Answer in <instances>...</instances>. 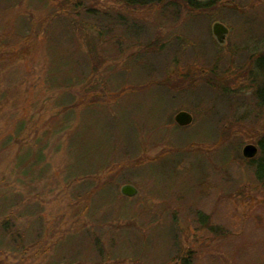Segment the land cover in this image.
Returning a JSON list of instances; mask_svg holds the SVG:
<instances>
[{
    "label": "rangeland",
    "instance_id": "obj_1",
    "mask_svg": "<svg viewBox=\"0 0 264 264\" xmlns=\"http://www.w3.org/2000/svg\"><path fill=\"white\" fill-rule=\"evenodd\" d=\"M45 1L0 0V218L28 233L0 264H98L96 240L99 264H264V190L242 154L264 131V0H97V22L59 15L36 43Z\"/></svg>",
    "mask_w": 264,
    "mask_h": 264
},
{
    "label": "trees",
    "instance_id": "obj_2",
    "mask_svg": "<svg viewBox=\"0 0 264 264\" xmlns=\"http://www.w3.org/2000/svg\"><path fill=\"white\" fill-rule=\"evenodd\" d=\"M45 2L50 3V6L52 4V7H55L54 9L56 10H53L50 16L48 15L42 21L40 20V26H38L37 34L33 38L36 41V43H39L38 38L40 39V37L42 36L43 30L49 25V23L53 19L57 18L59 15L68 18L69 20L67 21H69L71 26H73V24L75 23H78V19H79L78 17L81 15H84L85 18L93 19V22H97L98 19L97 18L98 9H96L97 0H46ZM111 2L120 3L124 7L127 6L134 10L152 9L153 7H155L157 10L160 11L164 10L167 6L175 5L179 7L178 4H182L184 5L185 8L197 12L202 10H207V8H209L208 6L211 4V3H200L196 0H111ZM68 37L70 41L72 34H69ZM6 38L9 37L3 36V39L1 40L4 41L6 40ZM83 130L84 128L82 129V131ZM73 145L75 146L79 145L78 137H77V142L75 140ZM256 146H257V154L254 156V158L250 159L249 162L250 164H253L255 177L264 190V131L258 138ZM97 147L100 148L101 144L96 143L91 145L92 150H96ZM30 151L31 149L25 151L23 155L19 157L23 158L25 156H28ZM7 203H8L7 197H0V207L5 208L7 206ZM15 226L19 228L18 224L16 225V220L10 217L9 215H5L4 218H0V244L6 243L11 247L12 245H15L16 248H20L24 245V241H25L24 239L28 233L26 230L20 232V230H18ZM101 247H102L101 243L96 240V242L94 243V251L97 255L96 257H98V262L96 261L98 264L101 263V261L104 258V253L102 252ZM84 250H85L84 245L79 242V244L76 245L73 248V250L70 251V254L74 253L72 256H70L71 260L77 258L80 255V253L83 252ZM181 254L184 255V257H181V264H189L188 258H192V257L186 256L183 252H181Z\"/></svg>",
    "mask_w": 264,
    "mask_h": 264
},
{
    "label": "water",
    "instance_id": "obj_3",
    "mask_svg": "<svg viewBox=\"0 0 264 264\" xmlns=\"http://www.w3.org/2000/svg\"><path fill=\"white\" fill-rule=\"evenodd\" d=\"M211 32L216 43L219 46H223L225 43V37L228 33V29L221 23L214 22L212 24ZM174 121L179 126H187L191 123L192 116L187 112L180 111L175 115ZM242 154L246 159H252L257 154V148L256 146H253L251 144L246 145L242 150ZM137 192V189L131 184H124L120 188V194L124 197L132 198L137 194Z\"/></svg>",
    "mask_w": 264,
    "mask_h": 264
},
{
    "label": "bare ground",
    "instance_id": "obj_4",
    "mask_svg": "<svg viewBox=\"0 0 264 264\" xmlns=\"http://www.w3.org/2000/svg\"><path fill=\"white\" fill-rule=\"evenodd\" d=\"M247 145H249V144H247ZM251 145H253V144H251ZM245 146H246V145H245ZM245 146H244V147H245ZM253 146H256V144H255V145H253ZM244 147H243V148H244ZM256 148H257V146H256ZM242 150H243V149H242Z\"/></svg>",
    "mask_w": 264,
    "mask_h": 264
}]
</instances>
